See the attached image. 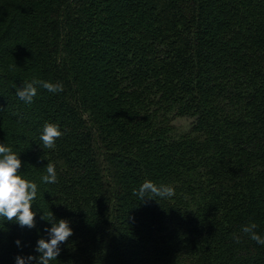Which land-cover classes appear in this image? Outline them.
Masks as SVG:
<instances>
[{"label":"trees","instance_id":"trees-1","mask_svg":"<svg viewBox=\"0 0 264 264\" xmlns=\"http://www.w3.org/2000/svg\"><path fill=\"white\" fill-rule=\"evenodd\" d=\"M33 79L63 91L26 104ZM0 144L38 185L0 264L40 255L43 215L73 230L50 264H264L242 232L264 237V0H0ZM146 180L175 195L142 202Z\"/></svg>","mask_w":264,"mask_h":264},{"label":"clouds","instance_id":"clouds-1","mask_svg":"<svg viewBox=\"0 0 264 264\" xmlns=\"http://www.w3.org/2000/svg\"><path fill=\"white\" fill-rule=\"evenodd\" d=\"M46 89L51 93H59L63 91L62 83H52L48 81L35 80L25 82L23 88H17V97L26 104H31L33 98L37 95V87ZM62 136L59 126L54 123H45L43 131L40 135L43 148L52 149L55 142ZM22 167V161L11 147L0 144V218L7 221H14L21 227H35L36 213L32 210L33 201L37 197L38 185L35 182L23 179L19 175ZM46 175L42 176L45 183H56L57 174L55 165L48 162L45 166ZM133 195L138 196L143 202L146 199H167L175 195V190L169 185H156L150 180H146L138 189L133 190ZM53 217V215H52ZM51 223V228L47 229L50 239L43 238L37 241L36 252L38 257L28 256L16 257V264H30L36 261V264H50L51 261L57 260L60 254V245L68 241L73 235V230L65 219L56 221L55 218L41 217ZM257 225L250 223L242 226V232L249 238L261 246H264V237L258 234L255 229ZM239 242V238H237ZM17 245L20 241H16Z\"/></svg>","mask_w":264,"mask_h":264},{"label":"rangeland","instance_id":"rangeland-1","mask_svg":"<svg viewBox=\"0 0 264 264\" xmlns=\"http://www.w3.org/2000/svg\"><path fill=\"white\" fill-rule=\"evenodd\" d=\"M191 120L187 118H177L174 120L173 124L177 129L184 131L187 130L190 126Z\"/></svg>","mask_w":264,"mask_h":264}]
</instances>
